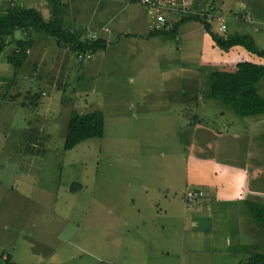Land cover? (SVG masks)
I'll return each instance as SVG.
<instances>
[{
	"label": "rangeland",
	"instance_id": "374dc122",
	"mask_svg": "<svg viewBox=\"0 0 264 264\" xmlns=\"http://www.w3.org/2000/svg\"><path fill=\"white\" fill-rule=\"evenodd\" d=\"M66 2L69 30L97 40L107 27L111 45L79 61L32 33L20 69L6 61L13 44L0 52V257L12 264H237L264 255V226L250 219L249 253L229 250V236L241 242L236 219L213 199V229L202 221L190 230L184 221L185 189L194 172L220 168L211 159L233 177L242 164L260 169V177L249 171V200L264 205V116L240 117L204 92L209 71L264 65V58L218 49L196 21L176 34L126 36L140 13L136 3L128 11L122 0ZM208 2L223 15L222 36L250 35L264 50V0ZM19 3L50 17L45 0ZM50 48L68 71L54 65ZM258 88L264 97V79ZM94 110L104 114L103 136L65 151L70 114Z\"/></svg>",
	"mask_w": 264,
	"mask_h": 264
},
{
	"label": "trees",
	"instance_id": "16d2710c",
	"mask_svg": "<svg viewBox=\"0 0 264 264\" xmlns=\"http://www.w3.org/2000/svg\"><path fill=\"white\" fill-rule=\"evenodd\" d=\"M139 5V0H126ZM20 0L14 4L13 0L4 1L0 12V52L7 44L14 46V50L7 55L6 61L14 69H20L32 47V33L44 34L54 39L58 46L66 47L76 54H91L105 51L108 42L103 39H88L64 25V15L68 7L66 0H45L50 11L49 19H45L41 12L35 8L20 6ZM142 7V6H141ZM143 8V7H142ZM144 9V8H143ZM145 10V9H144ZM146 12V11H145ZM191 21L199 22L204 32L210 37L213 44L222 51L242 48L249 54L264 58V50H259L252 36L233 34L228 37L219 34L212 25L196 15H183L169 32H149L150 36L176 34L178 28ZM16 32H21L23 38L15 39ZM264 79V65L248 61L236 64L232 71L213 70L206 77V98L230 107L240 117L264 116V97L259 94L258 84ZM104 134V114L94 110L88 113L72 112L67 124L64 138V150L71 151L78 144L94 138H101ZM74 190L75 187H72ZM190 197V195H196ZM251 196V195H249ZM203 192L197 189L186 190L184 194L187 203H195L202 199ZM246 208L251 222L264 226V205L247 201ZM0 260H4L0 257ZM7 264H12L4 260ZM237 264H264V255L253 254L244 262Z\"/></svg>",
	"mask_w": 264,
	"mask_h": 264
},
{
	"label": "crops",
	"instance_id": "0c3cea01",
	"mask_svg": "<svg viewBox=\"0 0 264 264\" xmlns=\"http://www.w3.org/2000/svg\"><path fill=\"white\" fill-rule=\"evenodd\" d=\"M208 1L209 0H199L198 2L196 1V4L198 6H201V5L209 3ZM122 2L125 4V6H123L122 8L130 11L129 10L130 8L128 6L129 2L126 0H122ZM138 6L140 8V13L139 14L137 13L133 16L132 22L130 25V30L127 31V33L125 34L126 36H134V38H138V37L142 38L145 35L149 34L148 27H147L148 20H147L146 12L140 5ZM111 7L112 9H114V3H112ZM101 29L103 31V29H107V27L106 28L101 27ZM109 31L110 30L107 29L106 32L103 31L104 32L103 34L100 32V34H102V36L100 35V37L105 39L108 42L107 49L103 52H106L111 45V42L109 41V38L107 37V34L109 33ZM55 47H56V50H58V48H63V47L58 46L57 43L55 44ZM48 49H49L48 47L44 48L43 52L41 53L42 55L41 58L43 60H44L43 56H45V53H48ZM49 54H52V56L54 57L53 58V60L55 61L54 65L57 66V62L59 61L61 65H65L64 72L68 71V69L70 68V63L67 61L66 58L63 59V57H61L59 54H56V52H54V50H51V48H50ZM68 74L69 73H67V75ZM185 99H186L185 103L187 104L188 97H186ZM24 143L25 144L30 143V139H27ZM248 154H249V151H248ZM248 158H249V155H248ZM209 163H211L215 167H220L223 173L221 174L220 168L219 169L214 168L213 172H210L208 169L207 170L202 169L200 170V173L199 172L193 173L191 177V180L193 182L192 189H197V190L202 191L204 197L200 200H197L195 203H190V206L188 209H187V206L185 205L184 221L186 223L191 224L190 230L194 228V225L196 226L200 225V222L202 221L206 222L209 230L213 229V221H210V218H209L210 216H212L211 215L212 203L210 202V200L213 199L215 208L220 209L224 207L233 216H235V219H236L235 225L238 231V238L241 242L235 245L236 244V240H235V243L233 245L231 236H229L228 239L225 240V244L229 245L228 248H231L229 249L231 252H236V251H247L248 252L249 249L247 248H249V214L246 208V202L249 201V195H251L250 192L254 191V190H249L250 189L249 187L252 181L251 179H249V171H251L252 169H255L254 172H256L258 177H260L261 170L256 167L249 168V164H245V165L242 164L240 166L241 170L239 171L230 170L231 173L234 175L233 177L232 175H230L229 171L225 170L224 166H222V164L219 161L211 159ZM189 181H190V178L187 177V180H186L187 185ZM185 190H189V189L186 188ZM201 200L203 202L199 204L198 201H201ZM186 203L187 201H185V204ZM185 211L190 212L189 220H187V217L185 216V213H186ZM164 212L166 214L169 213L167 208L164 209ZM248 258H249V255L247 259ZM188 261L190 262V259H188Z\"/></svg>",
	"mask_w": 264,
	"mask_h": 264
},
{
	"label": "built area",
	"instance_id": "2783aa9c",
	"mask_svg": "<svg viewBox=\"0 0 264 264\" xmlns=\"http://www.w3.org/2000/svg\"><path fill=\"white\" fill-rule=\"evenodd\" d=\"M147 15L149 32H169L183 15L200 16L208 25H214L217 32L221 35L226 33L223 15L210 3L198 6L196 0H139ZM105 32L107 29L104 30ZM91 39V38H88ZM95 40V36H92ZM84 58L80 59L79 56ZM79 61L90 60L91 54H79ZM190 195V197H197Z\"/></svg>",
	"mask_w": 264,
	"mask_h": 264
}]
</instances>
